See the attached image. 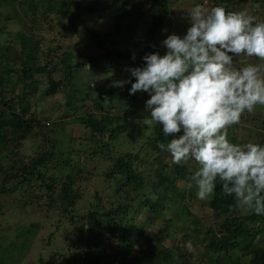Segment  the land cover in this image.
I'll use <instances>...</instances> for the list:
<instances>
[{
	"label": "trees",
	"instance_id": "1",
	"mask_svg": "<svg viewBox=\"0 0 264 264\" xmlns=\"http://www.w3.org/2000/svg\"><path fill=\"white\" fill-rule=\"evenodd\" d=\"M109 1L107 8L114 7L111 14L116 19L115 31L105 35L83 28L77 18L81 5L76 0H0V10L5 8L9 21L15 18L18 27L11 32L0 27L1 208L11 200L19 218L25 219V212L39 215V221L29 223L37 231L28 229L26 237L33 239L40 232L47 233L48 245L67 226L79 235V241L70 239L57 251L54 249L48 260L43 254L27 257L30 241L11 245L10 252L0 242V264H55L59 259L65 264H264V215L237 210L234 199L222 195L219 181L207 202L213 217L209 228L193 219L194 226L185 227L184 239L170 248L145 232L149 221L139 226V220H135L143 210L160 218L172 205L165 202L155 185L153 195H137L145 181L135 166L142 160L141 151H134L139 143L135 133L141 132L142 126L136 128L134 119L142 113L140 101L148 96L143 92L129 95L131 85L113 87L120 77H113L111 68L124 63L140 67L144 55H163L166 49L161 42L170 34L173 9L171 0H136L132 4L129 0ZM210 2L211 7L223 6L227 11L244 12L264 21V0ZM246 8L248 11H244ZM87 9L94 11L89 5ZM4 16L0 11V18ZM141 26L144 34L138 40L144 44L143 50H136L139 43H131L130 50L122 51L123 36L131 37L133 32L137 38ZM54 30L65 37L46 34ZM82 34L90 38L82 48L71 49L72 44L61 42L62 38ZM39 76L48 80L45 96L66 95L67 106L56 119L39 116L29 108L27 95L37 91ZM15 91L18 94L12 97ZM70 124H80L86 133L67 137ZM143 127L148 125L144 123ZM167 139L159 133L158 139L150 138L145 146L155 142L164 145ZM101 165L108 168L105 177L97 172ZM53 171L61 173L60 177L52 175ZM177 175L189 178L184 168ZM97 176H102V190L86 199L82 188ZM160 176L161 187L173 191L174 181L164 174ZM112 188L113 195L109 193ZM33 189L37 201L30 199L33 197L29 191ZM19 194L21 198L12 199ZM177 196L183 197L181 192ZM106 197L119 203H105ZM86 205L89 211L82 216L81 220L86 221L82 224L79 218ZM180 211L175 207V213ZM9 215L0 217V232L13 226L8 223ZM14 217L12 224L22 225ZM136 247L139 250L130 256Z\"/></svg>",
	"mask_w": 264,
	"mask_h": 264
},
{
	"label": "clouds",
	"instance_id": "2",
	"mask_svg": "<svg viewBox=\"0 0 264 264\" xmlns=\"http://www.w3.org/2000/svg\"><path fill=\"white\" fill-rule=\"evenodd\" d=\"M187 17L190 27L183 36L169 34L161 42L163 55H144L142 66L125 69L129 79L112 86L131 84L129 95L150 97L145 102L150 116L143 123L159 125L165 138L171 137L166 148L159 147L172 163L198 164L189 183L198 200L212 197L219 181L237 210L264 215V145L228 139V129L245 112L264 106L262 66L236 67L241 56L264 61V21L202 4Z\"/></svg>",
	"mask_w": 264,
	"mask_h": 264
},
{
	"label": "rangeland",
	"instance_id": "3",
	"mask_svg": "<svg viewBox=\"0 0 264 264\" xmlns=\"http://www.w3.org/2000/svg\"><path fill=\"white\" fill-rule=\"evenodd\" d=\"M80 5V10L77 11V18L78 21L82 22L84 25V29H94L96 31L102 32L105 35H110L111 33H114V25L116 19L111 14L114 10V7L107 8L111 1L108 2V0H99V2H96L95 0H76ZM136 0H129V2H133ZM132 4V3H131ZM196 4H202L205 7L211 8V2L208 0V3L203 4L202 0H171L170 5L173 9V15L171 18V27H169L168 31L170 34H177L180 36H183L187 28L190 27V24L188 22L187 12L190 11L192 7H194ZM92 6L94 8V11L90 12L87 9V6ZM147 8V7H146ZM147 10V9H146ZM4 17L0 18V27L5 29L7 32L15 31L18 29L15 18L13 20L8 19L7 12L5 8H2L0 10ZM244 11H248V8H246ZM117 24V23H116ZM141 31H138L135 35L132 32L131 37L130 36H123V38L120 41V49L122 51H127L131 49V43H139V38L143 36L144 32V26H141ZM49 37H56L57 35L60 37H65L64 34H58L57 30H54L53 32H47L46 33ZM61 42L63 44L68 43V46L71 45V49L78 47H83L86 45V43H90V38L87 37L86 34L82 35H74L70 38H62ZM92 46V45H91ZM144 44L139 43L136 50H143ZM95 52V51H93ZM92 52V53H93ZM248 64H259L262 66V75H264V61H259L257 58L252 57H244L241 56L237 58L236 61V67H244ZM126 68H129V66H126L124 63L123 65H112V73L113 77H120V80H127L130 78V74L125 71ZM100 71H102L100 69ZM107 74V72L105 73ZM104 74V75H105ZM111 75V74H110ZM104 77V76H103ZM93 82V81H92ZM135 82V81H133ZM48 84V80L45 79V77H38L37 78V91H30L27 95V99H29V108L31 111L36 112L39 116L42 115L44 117H48L51 119H56L59 115L63 113L65 110V107L67 106V98L64 93L57 94L52 97L45 96L44 91H46V86L44 84ZM44 85V86H43ZM131 85V84H126ZM92 86V85H91ZM18 94V91H15L13 94H11L12 97L16 96ZM148 96V95H147ZM148 98H143L144 100H141L140 103L143 106L142 113L140 116L135 120L138 128L141 127V132L137 130V133H135L137 139L139 140V143L137 145V148L134 150L135 152H139L142 160L136 161V168L137 170L144 176L145 186L143 190L137 192L141 195L148 196L153 195L152 187L155 185L156 187H159V190L161 191L160 194L164 196V200L168 205L171 206V210L165 212L163 215H161L160 218L153 216L150 212L147 210H143L139 215L136 216V221L139 220V226L142 225L144 222H148V226L145 228V232L148 235H151L153 238L157 239L161 244H163L166 247H171L174 243L178 241H182L184 239L183 233L185 232L186 228L189 225L194 226L191 221L193 219H197L201 222V224L206 225L205 227L209 228L210 222L213 219L211 216V211L209 210L207 206V202L209 199L201 201L196 198V188L195 186L189 187L190 183V177L195 173V171L198 170V164H196L193 161L188 162H182L181 164H174L172 163V160L170 158V155L167 153V151L162 150L157 142H155L152 145L146 144L145 142L147 140L151 139H158L159 133H162V130L160 129L159 125H148V127H143V120L145 118H148L150 115L148 112L145 111V102ZM153 127V128H151ZM67 137H78L80 135H84L86 133V130L80 125V124H70L67 127ZM141 133V134H140ZM235 134V136L233 135ZM143 135V136H142ZM164 135V134H163ZM179 135V134H178ZM264 137V106L257 105V108L254 109L252 113L245 112L241 116L240 123L237 125H234L228 129V139L230 142L234 144H245V143H256V144H262L264 143L263 140ZM171 137L169 136L167 141L164 143L165 148L167 143L170 141ZM39 142L41 141V138H38ZM96 148V146H95ZM93 150V149H92ZM185 170V173L189 176L188 180H185L177 175V171ZM107 167L106 165H101V167L98 169L97 172H100L103 177L106 176L105 173H107ZM61 173H58L57 171H53L52 175H54L56 178L60 177ZM164 174V177H167L174 181L175 186L173 191L166 192L161 187V176ZM63 175H65L63 173ZM99 175V176H100ZM113 184V182H110ZM118 182L115 183L117 186ZM114 185V184H113ZM103 187V179L101 177H94L92 181L89 183H86L85 188H82V191L85 190L87 193L86 199H92L93 196H95V192ZM79 190V189H78ZM115 189L112 188V190L109 191L111 193ZM135 191V190H133ZM108 192V191H106ZM181 192L183 197L177 196V193ZM29 193L32 195L33 198H30L35 201H37V198H35V195L37 191L35 189L30 190ZM28 192H26V195L30 197ZM113 195V193H111ZM20 197L14 196L15 200H18L22 197L21 194H19ZM91 197V198H90ZM6 199V198H5ZM4 199L3 197H0V217L7 214L9 215L8 223L13 226H6L2 231L0 232V242L5 245V249L8 248V252H10L9 248L11 245H17V242L24 243L27 241L29 242L30 248L27 252V254L30 252V254L27 256L29 257L32 255V253H36L35 256L39 254H43V257L45 260H48L51 255L52 251L55 249L56 251L61 248V246L66 245V243L73 239L75 241H79V235H76L74 232L72 233L71 227L67 226L64 227L62 232L60 234H55V238L51 239V242L49 245L48 243V237L49 234H40L36 235L33 239L26 237L30 233H28V229L32 231H37V228H31V225L29 226V223L33 221H39V215H35V213H29L25 212L23 216L25 219L19 218L18 210L14 209L15 206L10 205V201L8 203V206L6 208H1L2 203ZM8 200L6 199V202ZM105 203H112L115 202L118 204L119 202L116 201V199H108L106 197V200H104ZM139 203V200L134 203L135 206H137ZM176 203V204H175ZM179 208L181 211L177 214L175 213V207ZM76 207V206H75ZM72 210H74V208ZM89 206L86 205L84 208V212L81 214V217L79 218L80 222L82 224H85V220L82 216L85 213H88ZM83 211V209H81ZM191 213V214H190ZM15 214V219H20L19 226H16L15 224H12V215ZM17 215V217H16ZM77 216V214H76ZM19 218V219H18ZM78 217H76L77 219ZM172 221V222H171ZM44 224V221L42 222ZM4 225H7L6 223ZM45 225V224H44ZM43 225V226H44ZM201 237H204L202 234ZM36 238V239H35ZM86 237H84L85 239ZM18 240V241H17ZM35 240V242H34ZM33 244V245H32ZM20 245V244H19ZM34 245H36V252L35 249H33ZM32 246V247H31ZM192 246V245H190ZM16 247V246H14ZM139 247V246H138ZM136 247L135 251L130 253V256L134 255L136 250L138 249ZM17 248V247H16ZM145 246L143 247V249ZM139 250V249H138ZM1 254V253H0ZM26 254V255H27ZM26 257V256H25ZM2 258V256H0ZM34 260V259H33ZM63 260H57L55 264H65L62 262ZM13 263V261H11ZM26 263H29L27 261Z\"/></svg>",
	"mask_w": 264,
	"mask_h": 264
},
{
	"label": "built area",
	"instance_id": "4",
	"mask_svg": "<svg viewBox=\"0 0 264 264\" xmlns=\"http://www.w3.org/2000/svg\"><path fill=\"white\" fill-rule=\"evenodd\" d=\"M208 0H204V2L206 3Z\"/></svg>",
	"mask_w": 264,
	"mask_h": 264
}]
</instances>
